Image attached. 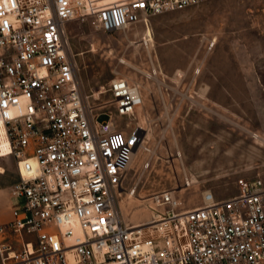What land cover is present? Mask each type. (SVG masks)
I'll return each instance as SVG.
<instances>
[{
    "label": "built area",
    "instance_id": "obj_1",
    "mask_svg": "<svg viewBox=\"0 0 264 264\" xmlns=\"http://www.w3.org/2000/svg\"><path fill=\"white\" fill-rule=\"evenodd\" d=\"M201 1L0 0L2 156L16 163L9 197L22 200L0 217V264H264V180L238 177L225 197L205 189L192 207L177 187L141 192L127 180L134 152H147L143 168L153 157L147 129L126 120L142 104L139 83L115 76L90 100L68 54L70 21L114 32ZM130 196L150 222L124 219Z\"/></svg>",
    "mask_w": 264,
    "mask_h": 264
},
{
    "label": "rangeland",
    "instance_id": "obj_2",
    "mask_svg": "<svg viewBox=\"0 0 264 264\" xmlns=\"http://www.w3.org/2000/svg\"><path fill=\"white\" fill-rule=\"evenodd\" d=\"M146 18L114 32L96 28L91 17L66 26L68 54L90 100L105 99L115 76L140 85L142 105L126 120L147 129L153 157L143 168L141 149L127 180H137L141 192L177 187L187 207L199 204L205 189L217 197L235 194L238 177L264 180V141L252 133L264 138V0H204ZM106 117L101 112L97 119ZM1 143L0 132V217L6 219L18 175ZM141 199L123 198L126 221L151 218ZM21 201L12 199L18 210Z\"/></svg>",
    "mask_w": 264,
    "mask_h": 264
},
{
    "label": "bare ground",
    "instance_id": "obj_3",
    "mask_svg": "<svg viewBox=\"0 0 264 264\" xmlns=\"http://www.w3.org/2000/svg\"><path fill=\"white\" fill-rule=\"evenodd\" d=\"M145 20H147V18H145ZM148 39H147V41L149 42V41H153V36H152V33H151V31L149 30V32H148ZM95 48H94V46L92 45V49L90 50V51H92V50H94ZM98 92H102V91H98ZM142 105V104H141ZM141 105H139L138 107H140ZM0 132H1V135H2V147L1 148H8L7 146V144H8V138H7V136H6V134H5V131H4V129H3V127L1 126V124H0ZM144 132H145V130H144ZM253 133V136L255 137V138H257V139H259L260 141H264V138H262V137H260L257 133H255V132H252ZM138 152L139 151H136V152H134V155H133V159H132V161H131V163L134 161V158H136V156H137V154H138ZM4 153L5 152H3V155H4ZM178 156L179 157H181L182 156V153L181 152H179L178 153ZM130 168H131V164H130ZM128 198H140V197H134V196H130V197H128ZM122 200L123 199H121L120 200V205H121V202H122ZM123 213V212H122ZM151 219V218H150ZM150 219H148V220H146V221H143V222H140V223H137V224H133V225H140V224H145V223H148V222H150L151 220Z\"/></svg>",
    "mask_w": 264,
    "mask_h": 264
},
{
    "label": "crops",
    "instance_id": "obj_4",
    "mask_svg": "<svg viewBox=\"0 0 264 264\" xmlns=\"http://www.w3.org/2000/svg\"><path fill=\"white\" fill-rule=\"evenodd\" d=\"M10 203H12V199H10Z\"/></svg>",
    "mask_w": 264,
    "mask_h": 264
}]
</instances>
